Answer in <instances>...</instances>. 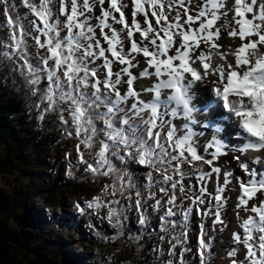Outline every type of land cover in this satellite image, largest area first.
<instances>
[{
  "label": "snow or ice",
  "instance_id": "snow-or-ice-1",
  "mask_svg": "<svg viewBox=\"0 0 264 264\" xmlns=\"http://www.w3.org/2000/svg\"><path fill=\"white\" fill-rule=\"evenodd\" d=\"M0 15V62L75 141L65 175L99 181L74 207L104 239L155 238L157 264H264V55H244L264 53V0H0ZM201 90L235 142H201Z\"/></svg>",
  "mask_w": 264,
  "mask_h": 264
},
{
  "label": "trees",
  "instance_id": "trees-1",
  "mask_svg": "<svg viewBox=\"0 0 264 264\" xmlns=\"http://www.w3.org/2000/svg\"><path fill=\"white\" fill-rule=\"evenodd\" d=\"M31 102L22 82L4 62H0V174L15 173L20 185L15 190L10 179L6 187L0 189V264H34L33 259H39L43 264L67 263L66 259L54 258L52 261L48 256H41L40 252L48 251L47 241L37 232L26 231L22 220L26 214L23 206L29 204L25 199L28 188L40 195H43L44 187L65 188L62 182L54 179V173L56 168L58 176L64 173L61 165L65 163V153L72 150L75 143L61 139L63 131L53 122L54 118L40 122L30 107ZM11 222L16 223V228ZM14 247L31 253L32 257L23 255L26 258L20 260ZM29 259H32L31 263Z\"/></svg>",
  "mask_w": 264,
  "mask_h": 264
},
{
  "label": "bare ground",
  "instance_id": "bare-ground-1",
  "mask_svg": "<svg viewBox=\"0 0 264 264\" xmlns=\"http://www.w3.org/2000/svg\"><path fill=\"white\" fill-rule=\"evenodd\" d=\"M34 176L38 178V176L36 174H34ZM32 177H33V175H32ZM32 177L30 176L31 179H32ZM54 179H56L58 181V183L60 182V184L63 181V179L61 177H59L58 175L55 176ZM34 197H39L41 199V203H42V196L40 194H34L30 198L26 199L27 201H29V205H24L23 208H24V210L28 211L29 218L33 222H36L34 224V226H35V225H37V222L40 223V221L38 219H35L34 216L31 214L32 209H35L36 204L38 202L37 198H34ZM20 207H21V205H20ZM74 208L75 207L72 204H70L67 211L73 210ZM65 215H70V214L66 213ZM25 220H26V218H25ZM44 227H45V230L40 229V232L43 234L45 240L47 241V245H48L47 250L48 251L44 250L43 252H40V254H43L41 256H48V258L53 261L55 255L52 252L55 251L61 255V259H63V260L67 259L70 264H88L83 260L82 255L77 251V249L65 237V235L63 234V232L61 230L60 225L46 224ZM39 228H40V226H37V230ZM25 263L23 262V264H25ZM58 264H60V263H58ZM61 264H64V263H61Z\"/></svg>",
  "mask_w": 264,
  "mask_h": 264
},
{
  "label": "rangeland",
  "instance_id": "rangeland-1",
  "mask_svg": "<svg viewBox=\"0 0 264 264\" xmlns=\"http://www.w3.org/2000/svg\"><path fill=\"white\" fill-rule=\"evenodd\" d=\"M10 177H11V178H10ZM10 179H12L13 183L15 184V190H18V189L20 188L19 182L17 181L16 175H15V173H14V174H0V189L6 187L7 182H8ZM23 186H26V185L23 184ZM16 188H17V189H16ZM28 190H29V192H28V195H27V197H26L25 199L30 198V197L32 196V194H33V192L30 191V188H28ZM21 218H22V217H21ZM22 220H23V222H24V219H23V218H22ZM50 222L53 223V222H57V221H52V220H51ZM10 224H12V222H11ZM12 225L15 227V226H16V223L13 222ZM15 228H16V227H15ZM27 229L30 230V228H27ZM27 229L25 228L26 231H27ZM17 231H18V230H17ZM32 231H35V230H32ZM11 243H17L18 245H20L19 242H15V241H13V240H11ZM74 245H75V244H74ZM77 248L79 249L80 247L77 246ZM14 250L18 253V254H17V258H19V259L22 260V261L26 258V257H24L23 255H26V256L30 255V256H31V253H28V252H26V251H22V250H16L15 247H14ZM80 251H82V250H80ZM53 254L56 255L54 258H56V259H59V258H60V259H61V255H60L58 252H55V251H54ZM31 257H32V256H31ZM29 258H30V257H29ZM83 258H84L88 263H90V264H97V263L94 261V259H93L92 257L88 256V255H85V254H84ZM133 259L143 260V257H142V256H139V257H135V258H124V259H123L120 263H118V264H122V263L132 264ZM31 260H32V259H29V263H31ZM64 260H65V259H64ZM33 263H34V264H43L39 259H33ZM60 263H62V262H60ZM21 264H23V263L21 262ZM64 264H68V263H64Z\"/></svg>",
  "mask_w": 264,
  "mask_h": 264
}]
</instances>
